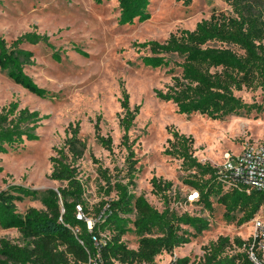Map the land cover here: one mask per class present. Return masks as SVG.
<instances>
[{
    "label": "trees",
    "instance_id": "obj_1",
    "mask_svg": "<svg viewBox=\"0 0 264 264\" xmlns=\"http://www.w3.org/2000/svg\"><path fill=\"white\" fill-rule=\"evenodd\" d=\"M101 3L110 0H93ZM191 0H185L188 4ZM234 15L213 11L206 19L196 23L192 30L181 29L163 41L135 42L138 49L148 54L141 63L150 68L169 67L172 73L177 66L179 74L171 76L165 90H155L157 98L171 102L179 114L199 113L219 120L228 115L248 113L251 109L264 111L263 105L247 104L235 92L260 89L264 94V0H226ZM119 25L144 22L150 18V0H117ZM43 43L52 47L48 35L27 31L7 42L0 35V70L29 93L45 98L49 92L37 85L25 72L32 65L33 52L23 44ZM86 56L87 53L76 47ZM55 60H59L54 54ZM180 58V61L172 59ZM264 97V96H263ZM118 123L123 130L121 143L126 149L123 179H114L100 170L106 183L109 198L94 208L91 228L75 217L80 204L89 216L83 199V186L78 178L76 162L86 149L79 136L80 123H70L63 145L54 149L50 157V178L65 182L57 189L38 190L22 184H9L0 189V228L16 229L23 244L0 238V264H154L162 253L172 254L209 227V221L186 211L178 213L171 206L169 191L171 181L153 176L152 193L163 197V208L158 210L142 194H135L137 159L134 141L128 131L139 111V105L130 108L129 95L121 88ZM46 115L19 102L10 101L0 109V154L38 139L37 128ZM94 137L106 150H112V138L103 135L99 117L94 125ZM170 137L163 153L181 161L186 172L183 183L197 193L195 202L203 209L213 210L211 198L223 206L224 216L237 224L251 221L259 212L264 216V192L245 187H226V178L218 167L201 162L193 155V138L176 129L169 130ZM113 193V196L110 194ZM25 198L39 199L43 210L28 207L24 213L17 204ZM133 232L138 237L136 248L127 247L123 236ZM105 234L102 243L97 239ZM247 240L219 236L203 247L200 264H252L244 250ZM233 248L230 253L228 249ZM189 257L175 258L171 264H188Z\"/></svg>",
    "mask_w": 264,
    "mask_h": 264
},
{
    "label": "rangeland",
    "instance_id": "obj_2",
    "mask_svg": "<svg viewBox=\"0 0 264 264\" xmlns=\"http://www.w3.org/2000/svg\"><path fill=\"white\" fill-rule=\"evenodd\" d=\"M150 18L144 22L119 25L117 0L96 3L93 0H0V35L7 42L27 31L48 35L52 47L43 43L23 44L33 52L34 63L25 72L49 94L41 98L10 80L0 70V109L10 101L19 107L36 110L42 119L36 130V141L0 154V189L9 184H22L42 190L57 189L65 182L51 179L50 157L54 149L63 145L65 129L79 121V136L86 149L76 162L78 178L84 192L89 216L94 208L109 198L106 183L100 170H106L112 180L123 179L126 149L121 143L123 130L118 123L121 88L129 95V106L139 105V111L128 131L134 141L137 171L133 192L142 194L158 210L163 208V197L152 193L150 179L171 181L169 191L171 206L178 212L199 215L209 221V227L187 244L175 248L172 254L162 253L154 264H166L170 259L189 257L188 264H200L203 247L219 236L247 240L253 230L251 221L237 224L224 216V208L211 198L213 210L203 209L196 203L192 189L183 183L186 172L181 161L165 155L169 130L193 138V155L201 162L219 167L223 155L235 154L245 142L264 139V111L251 109L248 113L228 115L214 120L199 113L179 114L173 103L160 100L155 90H165L171 76L180 69L176 66L150 68L141 63V56L148 54L138 49L135 42L156 40L163 42L170 33L181 29L192 30L196 23L206 19L213 11L234 15L226 0H150ZM78 47L86 52L78 53ZM57 54L59 60L53 57ZM172 59L180 61V58ZM247 104H264V94L258 89L235 92ZM99 117L103 135L112 138V150L103 148L94 137V123ZM113 196V193L110 194ZM24 213L28 207L45 209L39 199L25 198L17 204ZM258 214H261L259 212ZM0 238L23 244L16 229L0 228ZM129 248H136L138 237L133 232L123 236ZM233 248L228 249L230 253Z\"/></svg>",
    "mask_w": 264,
    "mask_h": 264
},
{
    "label": "built area",
    "instance_id": "obj_3",
    "mask_svg": "<svg viewBox=\"0 0 264 264\" xmlns=\"http://www.w3.org/2000/svg\"><path fill=\"white\" fill-rule=\"evenodd\" d=\"M218 170L226 178V187L239 186L245 187L247 190L256 189L264 192V139L245 142L240 151L235 154L226 152ZM196 197L197 193L195 196H189V199L193 200ZM75 207V217L85 221L88 228H91L94 222L92 217L84 213L80 204ZM251 222L253 230L247 239L244 250L252 264H264V216L257 214ZM103 238H105V234H102L99 239L95 236L92 237L96 246L102 243ZM174 259H170L166 264H171Z\"/></svg>",
    "mask_w": 264,
    "mask_h": 264
},
{
    "label": "bare ground",
    "instance_id": "obj_4",
    "mask_svg": "<svg viewBox=\"0 0 264 264\" xmlns=\"http://www.w3.org/2000/svg\"><path fill=\"white\" fill-rule=\"evenodd\" d=\"M194 194L196 195V193H194ZM195 195H194V196H195Z\"/></svg>",
    "mask_w": 264,
    "mask_h": 264
}]
</instances>
